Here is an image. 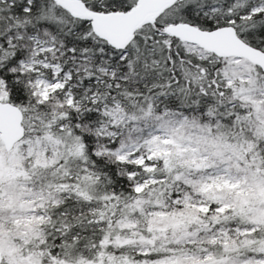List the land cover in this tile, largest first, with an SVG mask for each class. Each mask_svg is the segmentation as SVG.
Wrapping results in <instances>:
<instances>
[{"label":"snow or ice","instance_id":"snow-or-ice-1","mask_svg":"<svg viewBox=\"0 0 264 264\" xmlns=\"http://www.w3.org/2000/svg\"><path fill=\"white\" fill-rule=\"evenodd\" d=\"M0 264H264V0H0Z\"/></svg>","mask_w":264,"mask_h":264}]
</instances>
